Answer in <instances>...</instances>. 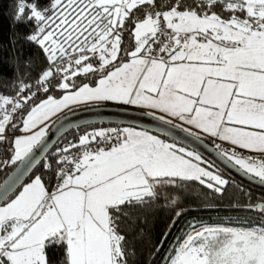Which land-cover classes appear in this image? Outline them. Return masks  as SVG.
<instances>
[{
    "label": "snow or ice",
    "instance_id": "obj_1",
    "mask_svg": "<svg viewBox=\"0 0 264 264\" xmlns=\"http://www.w3.org/2000/svg\"><path fill=\"white\" fill-rule=\"evenodd\" d=\"M15 21L34 23L28 39L51 67L36 91L0 95V146L11 153L0 168L20 165L0 190V264H49L54 246H62V264H128L122 217L154 201L158 186L198 181L220 193L228 184L194 151L146 131L111 129L57 151L55 166L45 164L51 190L37 175L10 199L39 162L48 121L73 105L115 101L178 117L235 146L221 155L264 182V159L236 151L264 154V0H50L47 9L18 0ZM125 33L131 49H122ZM90 74L94 85L77 82ZM15 131L23 135H5ZM190 228L165 264H264V226Z\"/></svg>",
    "mask_w": 264,
    "mask_h": 264
},
{
    "label": "trees",
    "instance_id": "obj_2",
    "mask_svg": "<svg viewBox=\"0 0 264 264\" xmlns=\"http://www.w3.org/2000/svg\"><path fill=\"white\" fill-rule=\"evenodd\" d=\"M28 2L31 3L33 0H28ZM159 2L164 5L169 0H159ZM188 2L191 3V0ZM17 3L18 0H0V95L8 98H15L22 86L29 87L36 84L43 72L51 67L46 58L47 54L39 45L28 39V36L36 31L34 23L15 21ZM35 3L39 9H47L50 6V0H35ZM27 14L26 11L25 15ZM224 15L226 16L227 13ZM125 46L129 49L133 47L128 33H125L122 49ZM121 55L123 56V51ZM76 79L78 83L90 82L93 85L96 81V77L89 79V77L81 76ZM48 94L41 93L37 96ZM50 94L59 98L63 93L58 89L50 88ZM80 109L84 107L65 115ZM110 127L120 126L96 125L81 128L67 134L61 142H76L88 131ZM18 132L15 131V133ZM200 138L212 145L211 140ZM57 147L58 144L31 175L28 183L39 175L42 179L50 181L51 187L53 182L50 176L51 170L46 168L45 164H54L57 160ZM10 155L11 153L7 152V158ZM17 165L0 168V184ZM215 171L218 172L216 169ZM227 179L228 184L220 193L197 181H180L177 185H160L154 201L142 207L130 209L129 216L122 217L121 223L122 233L126 235L127 251L130 253L128 264H165L170 246L178 238L182 239L187 231H191L192 224L198 228L205 225L244 228L264 226V213L258 212L259 205L264 206V196ZM177 212L180 213L179 216L176 215ZM165 233H167L166 239ZM47 252L49 264H62L64 260L62 246H54Z\"/></svg>",
    "mask_w": 264,
    "mask_h": 264
},
{
    "label": "water",
    "instance_id": "obj_3",
    "mask_svg": "<svg viewBox=\"0 0 264 264\" xmlns=\"http://www.w3.org/2000/svg\"><path fill=\"white\" fill-rule=\"evenodd\" d=\"M96 125L134 128L156 134L196 152L202 159L231 181L247 190L264 196V182H261L258 178H255L250 174H246L238 166L234 165V163L228 161L223 155L217 152L212 145L202 138L184 131V129L180 127L168 124L143 111L115 106H96L80 109L65 115L52 125L45 138V145L36 150V159L39 162L36 163L35 166L32 167L22 178L20 184L9 193V198L11 199L20 190L22 184H26L29 181L31 175L43 163L63 137L75 130ZM19 167L20 165L18 164L2 181L0 184V190L3 189L6 183L12 181L16 176ZM261 206L263 205H259L258 209ZM258 212L260 211L258 210Z\"/></svg>",
    "mask_w": 264,
    "mask_h": 264
},
{
    "label": "rangeland",
    "instance_id": "obj_4",
    "mask_svg": "<svg viewBox=\"0 0 264 264\" xmlns=\"http://www.w3.org/2000/svg\"><path fill=\"white\" fill-rule=\"evenodd\" d=\"M90 77L91 78H94L95 76L93 75V74H90ZM115 106V107H123V108H131V106L132 105H130V104H124V103H119V102H115V101H99V102H88V103H82V104H77V105H73V106H70L69 108H67V109H64L63 111H61V112H59L57 115H55L54 117H52V119L50 120V121H48V124L51 126L56 120H58L59 118H61V117H63L65 114H67V113H69V112H71V111H73V110H76V109H79V108H89V107H96V106ZM148 112V111H147ZM152 113H148V114H150V115H152V116H154V117H156V118H158V119H160V117H163V119H160V120H162V121H164V122H166V123H168V121H171V123H168V124H171V125H175V126H177V127H180V128H182V129H188V131L187 132H189V133H191V134H193V133H195V136H198V137H200L199 135H198V133H196V132H194V131H191L188 127H187V125H185V123H183V122H181V121H178L177 119H176V117H173V116H170V115H158L157 114V112L156 111H151ZM50 128V127H49ZM48 128V129H49ZM111 128V127H110ZM122 129L124 130V129H130V130H134V131H142V130H138V129H134V128H127V127H122ZM147 132V131H146ZM149 135H152V136H155V137H157L158 139H160V140H162L164 143H168V144H175L177 147H183V146H181V145H178V144H176V143H174V142H172V141H169V140H167V139H164V138H162V137H160V136H158V135H156V134H153V133H150V132H147ZM18 134V136H20V135H23V133H21V132H18L17 133ZM219 140V139H218ZM185 148V147H184ZM186 150H188V151H191V150H189V149H187V148H185ZM205 163H203V164H201V166L202 167H208V165H209V163L208 162H206L204 159H202ZM212 166V165H211ZM209 170H211V171H213V172H215V173H217V174H219L218 172H216L215 171V168L212 166ZM220 175V174H219ZM251 175V174H250ZM222 176V175H221ZM253 176V175H252ZM254 177V176H253ZM222 178L223 179H226L227 181H228V179L227 178H225V177H223L222 176ZM255 178H257V177H255ZM259 179V178H258ZM198 182V181H197ZM28 183V182H27ZM30 183V182H29ZM225 187V186H224ZM223 187V188H224ZM214 190V189H213ZM192 225H194V224H192ZM210 226V225H209ZM213 226V225H212ZM198 228V227H197ZM200 228V227H199Z\"/></svg>",
    "mask_w": 264,
    "mask_h": 264
},
{
    "label": "built area",
    "instance_id": "obj_5",
    "mask_svg": "<svg viewBox=\"0 0 264 264\" xmlns=\"http://www.w3.org/2000/svg\"><path fill=\"white\" fill-rule=\"evenodd\" d=\"M38 85L37 83L32 85V86H29L28 89H30L31 91H36ZM43 93L42 91H39L37 92V95ZM28 90H26L25 92L21 93L19 92L18 95H28ZM17 95V96H18ZM16 96V97H17ZM15 97V98H16ZM111 129H117L118 131H120L121 133L123 132V129L122 127H111V128H107L106 130H104L105 132H109L110 133V130ZM6 136L8 137H16L18 136L17 133L15 132H6L5 133ZM211 142H212V146L214 147V149L219 152L221 154L222 150H227V151H231L235 146L231 145L229 142L227 141H222V140H218V139H210ZM73 143H78V141L74 142V141H64V142H59L58 143V147L56 149V153L59 149H62L64 147H67L69 146L70 144H73ZM112 143H115V140L112 141ZM97 146L99 147H108V145H105L103 144L102 142L97 145L95 142H93L92 145H90L91 148H96ZM6 146H0V159H7V152L5 150ZM77 150L76 149H72V152L75 153ZM237 151V155H241L245 158H248V157H253L255 158L256 160H261V159H264V154H261V153H258V152H250L248 150H245V149H236ZM55 181L53 180L52 184H54ZM50 190H51V187H50Z\"/></svg>",
    "mask_w": 264,
    "mask_h": 264
},
{
    "label": "crops",
    "instance_id": "obj_6",
    "mask_svg": "<svg viewBox=\"0 0 264 264\" xmlns=\"http://www.w3.org/2000/svg\"><path fill=\"white\" fill-rule=\"evenodd\" d=\"M130 105H132V106H131V108H129V109H135V110L143 111V112H146V113H152L151 111H156L158 115H168L167 113H162V112H160L158 109H152V108H149V107H143V106L135 105V104H130ZM147 111H148V112H147ZM176 119H177L178 121H181V122L184 123V121L180 120L178 117H176ZM185 125H187V127H188L191 131H194V132L198 133V135H199L200 137H204V138H207V139H209V140H210V139H218L217 137H213V136L209 135L208 133L203 132L201 129H197V128H195V127L192 126V125H189V124H186V123H185ZM104 130H106V128H104V129H95V130L88 131L86 134H89V133H95V132H97V131H104ZM86 134H85V135H86ZM219 140H220V139H219Z\"/></svg>",
    "mask_w": 264,
    "mask_h": 264
},
{
    "label": "bare ground",
    "instance_id": "obj_7",
    "mask_svg": "<svg viewBox=\"0 0 264 264\" xmlns=\"http://www.w3.org/2000/svg\"><path fill=\"white\" fill-rule=\"evenodd\" d=\"M205 226H209V225H205Z\"/></svg>",
    "mask_w": 264,
    "mask_h": 264
}]
</instances>
